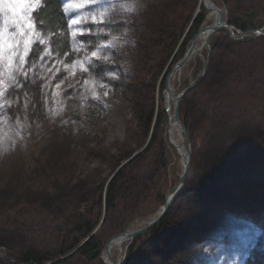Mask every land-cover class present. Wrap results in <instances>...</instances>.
<instances>
[{
  "label": "rangeland",
  "instance_id": "rangeland-1",
  "mask_svg": "<svg viewBox=\"0 0 264 264\" xmlns=\"http://www.w3.org/2000/svg\"><path fill=\"white\" fill-rule=\"evenodd\" d=\"M214 1L227 8L236 27L264 26V0ZM6 2L12 0H0V92L5 93L0 105L5 98L17 101L20 94L29 92L31 98L40 92L43 106L35 120L15 119L12 106H0V264H25L22 258L28 254L57 257L65 243L67 219L81 197L92 200L124 169L117 199L109 211L103 208V218L111 215L114 230L108 235L110 225H106L104 248L111 236L139 217L155 215L179 180L183 166L169 138L165 82L199 28L213 20L200 6L201 0H161L159 7L153 3L145 9L138 0H99L98 5L65 10L71 44L67 55H61L55 35L43 32L35 19L42 0L35 10L28 7L20 13L36 25L33 29L11 11L5 15ZM61 2L65 9L83 0ZM198 11L206 19L193 27L190 17L194 19ZM98 12L106 16L93 20ZM152 12L166 18L163 29L152 20ZM73 19L80 23L73 25ZM29 35L33 43L27 45L23 67L32 71L25 78L15 68ZM37 36L46 44H40ZM229 39V31L222 30L211 40V65L235 58L232 67L236 68L222 81L212 121L202 118L210 89L203 92L195 87L182 100L187 108L202 111L206 123L197 131L188 128L193 163L184 192L167 214L169 229L137 237L125 264H251L264 259V41L247 48L232 46ZM213 40L224 49L230 47L232 54L213 63ZM5 41L12 47L6 48ZM49 48L52 55L45 56ZM93 51L109 60L91 57ZM208 51L205 47L175 79L177 91L201 78ZM9 56L12 75L22 88L8 80ZM64 64L75 66L66 69ZM152 108L155 120L147 128L141 113ZM162 109L165 115L157 123ZM223 141L229 156L217 165L211 154ZM120 258L116 248L115 259ZM79 260L70 264H104L102 256L87 262L79 255Z\"/></svg>",
  "mask_w": 264,
  "mask_h": 264
},
{
  "label": "trees",
  "instance_id": "trees-1",
  "mask_svg": "<svg viewBox=\"0 0 264 264\" xmlns=\"http://www.w3.org/2000/svg\"><path fill=\"white\" fill-rule=\"evenodd\" d=\"M141 3V8L145 9V7L151 8L153 3L156 4V7H159L161 0H138ZM143 6V7H142ZM203 9V7H201ZM158 9V8H157ZM153 14V21H156L158 26H162L167 23L166 18L162 17L161 14L157 12V14ZM35 19L39 24L41 30L48 34H54L55 36V46L60 49L61 55H67L70 51L71 40H68L70 37L69 31V21L61 0H42V5L40 8L34 13ZM191 23H193V27H200L206 19L204 14H195V18L190 17ZM240 29L247 30V26L238 25ZM237 27V28H238ZM163 29V26L161 27ZM229 30H223V32H228ZM218 40V37H216ZM139 40V39H136ZM178 40V39H177ZM217 40H213V53L215 52V57H213V63L216 62V58L223 57L225 55L230 56L233 51H229L231 48L226 47L224 49L220 44L217 43ZM231 41L232 46L239 47H247L253 42L264 41L263 36L251 35L245 40H234L229 39ZM220 47V48H219ZM173 50V49H172ZM209 52V51H208ZM183 56V55H182ZM181 56V57H182ZM180 56H178L179 58ZM177 58V59H178ZM176 59V61H177ZM215 59V61H214ZM212 59H210V66L208 68V72L204 78V80L196 87L195 90L205 91L210 89L211 95L206 99L205 106H203V112L198 110H191V108H187L184 105V102L181 103V117L186 127L189 130L197 131V129L206 123L202 118H205L207 122H210L209 119L213 118L214 113L216 114L215 106H216V96L219 97L220 90L223 89L222 81L227 77L232 71H235L236 68L232 64L235 63V58H231V60L227 64H218L212 63ZM173 65V64H172ZM27 92V91H26ZM41 94H31V98L25 95H19L17 99V103H14L11 107L12 116L17 119V117L22 116L29 120H35L38 116H40V111L43 106V99ZM20 97V99H19ZM34 98V100H32ZM29 100L30 102L25 107V100ZM218 99V98H217ZM213 105L214 108H213ZM202 112V118L200 117ZM165 115V109H162V112L158 114L156 118L157 123L162 121L163 116ZM217 115H215V118ZM141 118L146 119V127L150 128L152 123L155 120V110L154 108L150 109L148 112L141 113ZM209 120V121H208ZM212 121V119H211ZM209 128V127H206ZM155 139V136L152 140ZM213 161L215 164L218 163H226V158L229 156L227 150V143L225 141L221 142L220 145H215L212 154ZM260 157V155H259ZM135 157L134 159L136 160ZM133 159V160H134ZM132 163V162H131ZM130 163V164H131ZM125 175L124 169L118 172V175L114 177L112 182L108 185V187H102L100 191L92 198V200L87 199L86 197H81L79 200V204H77V210L72 213L71 218L67 219L68 227L66 233V239L64 240V244L61 247L60 254L55 257L58 258L57 261L51 264H70L72 261L76 260V263H79V255L87 262H96L100 260V256L102 253V248L105 242V239L102 237L103 231H106V225H110L111 215L107 218H103V208L105 207L106 211H109L112 208L114 201L117 199V191L120 181L123 179L122 176ZM199 206V205H195ZM168 215L153 229H151L148 234L160 231H166L169 229ZM100 226V227H99ZM99 229L96 231V229ZM96 231V232H95ZM108 235L114 233L113 228L109 227ZM116 232V231H115ZM146 234V233H145ZM143 234V235H145ZM157 234V233H156ZM107 235V236H108ZM143 236H140L142 238ZM136 244V243H135ZM134 247H132L133 249ZM76 251L70 254L67 257L65 255L71 253L72 251ZM131 249V251H132ZM54 257H50L47 255H36V254H28L23 257L22 260L25 264H45L48 261L55 259ZM81 259V258H80ZM145 264V263H144ZM173 264H191L188 261H176ZM251 264H264V259L262 260H254Z\"/></svg>",
  "mask_w": 264,
  "mask_h": 264
},
{
  "label": "water",
  "instance_id": "water-1",
  "mask_svg": "<svg viewBox=\"0 0 264 264\" xmlns=\"http://www.w3.org/2000/svg\"><path fill=\"white\" fill-rule=\"evenodd\" d=\"M200 6L206 8L209 13L213 12L217 14L218 20L212 24H203L199 28L197 34L187 47L183 56L173 65L172 69L167 75L165 82V98L167 102L166 109L170 117L169 138L171 143L177 148L180 154L181 163L183 166L182 173L180 174L177 184L167 193L164 204L155 215L139 217L133 223L129 224L124 231L117 233L108 239L101 253L104 264H125L129 246L137 237L149 232L151 229L157 226L165 218L168 212L172 209L178 197L181 196L185 190L186 181L193 163V147L188 128L182 120L180 108L183 98L195 87H197L207 74L211 59L212 38L224 29L229 30V33L234 40H243L251 35H264V26L247 31L237 28L230 22L227 8L219 6L214 0H201ZM199 13L200 12L198 11L196 15ZM203 40L204 42H202ZM205 47L208 48L209 53L204 58V65L199 74L201 78L195 79L188 87L181 91H177L175 84H172V78L177 73H179L180 76L183 72V69L198 55L199 50H203ZM173 123L181 126L185 134V147H183L181 144L175 143L172 140L171 127ZM135 222H141L143 224L140 226H134ZM117 244L120 245L118 249L121 252V258L119 262H117L115 259L114 250V246Z\"/></svg>",
  "mask_w": 264,
  "mask_h": 264
},
{
  "label": "snow or ice",
  "instance_id": "snow-or-ice-1",
  "mask_svg": "<svg viewBox=\"0 0 264 264\" xmlns=\"http://www.w3.org/2000/svg\"><path fill=\"white\" fill-rule=\"evenodd\" d=\"M41 3V0H12V2H6L4 4V11H5V15H7V13L9 11H11L13 13L14 16H19L21 20H24V21H27V27L29 29H33L36 27L35 24H33L31 21L28 20V17L27 16H23V15H20L21 12H23L26 8L28 7H31L33 10H35L36 6L39 5ZM99 3V0H83L82 3H74V4H68L65 6V10H67L68 8H75V9H82L85 7V5H88V6H93V5H98ZM122 7L126 8V10L128 11H132L133 8L132 6L130 5H122ZM97 16L103 18L106 16V13L105 12H98L97 15L93 16L92 19L93 20H96ZM14 23H17V26L19 27V24L17 21H13ZM71 23L73 25H76V24H79L80 21L78 19H73L71 21ZM21 35H24V32L23 30H21ZM76 31H73L72 32V36L75 37L76 36ZM37 39L39 40V43L40 44H46V40L45 39H41L39 36H37ZM25 43V48L23 49V54L20 56V59H19V62L17 64V67L15 68V71L16 72H19L22 76H24L25 78L28 77L29 75V72L32 71V68L29 67L27 70L24 69L23 65L26 63L25 59H24V56H26L28 54V51H29V48L27 47V45H30L31 43H33L32 41V38L31 36L29 35V37L24 41ZM5 47L6 48H11L12 45L8 44L7 41H5ZM74 51H79L78 48H75L74 46ZM13 55H16V53H13ZM52 55V51L51 49H46L45 50V56H51ZM91 57H95L97 59H102L104 61H107L109 60V57L108 56H103L101 57L99 52L98 51H93L91 53ZM43 59V57L41 58ZM85 59H89V58H85ZM61 64H63L64 62L63 61H60ZM77 63H80V67L83 69L84 72H88L89 69L87 67H84L83 63L82 62H77ZM5 66L6 68L9 70L7 72V76H8V80L14 84L15 87H23V85L17 81L16 77L14 75H12V67H13V60H12V57L9 56L6 58V61H5ZM75 65H69V64H64V67L67 69V68H71V67H74ZM53 67H55V65H53ZM48 71H52L51 68L48 69ZM57 71H59V69H57ZM71 75H75L74 72L71 73ZM33 83H36L35 80H33ZM103 86V85H102ZM57 87H59V85H57ZM71 87V85H70ZM7 89H5L6 91ZM5 95L4 92H0V97H3ZM105 96L108 95L107 92L104 93ZM25 97H27V93H25ZM30 101L29 100H25V107H27V104L29 103ZM14 103H17L16 100H9L7 98L4 99L3 101V105H7L8 107H11ZM3 105H0V106H3Z\"/></svg>",
  "mask_w": 264,
  "mask_h": 264
},
{
  "label": "bare ground",
  "instance_id": "bare-ground-1",
  "mask_svg": "<svg viewBox=\"0 0 264 264\" xmlns=\"http://www.w3.org/2000/svg\"><path fill=\"white\" fill-rule=\"evenodd\" d=\"M211 21V19L213 20V23L216 22L218 20V16L217 14L213 13V12H210L209 14V17H208ZM209 24V23H208ZM204 42V40L202 41ZM202 51V49L199 50L198 54H200ZM196 58V57H195ZM179 77V73H177L173 78H172V84L174 85L175 84V79ZM171 137H172V140L175 142V143H178V144H181L183 145V147H185V134L181 128L180 125L178 124H174L172 125L171 127ZM186 150V149H185ZM119 244L115 245L114 246V250H116V248H119Z\"/></svg>",
  "mask_w": 264,
  "mask_h": 264
}]
</instances>
